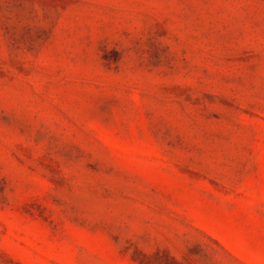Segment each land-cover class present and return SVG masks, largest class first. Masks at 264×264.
I'll return each instance as SVG.
<instances>
[{
    "label": "rangeland",
    "instance_id": "1",
    "mask_svg": "<svg viewBox=\"0 0 264 264\" xmlns=\"http://www.w3.org/2000/svg\"><path fill=\"white\" fill-rule=\"evenodd\" d=\"M264 264V0H0V264Z\"/></svg>",
    "mask_w": 264,
    "mask_h": 264
},
{
    "label": "trees",
    "instance_id": "2",
    "mask_svg": "<svg viewBox=\"0 0 264 264\" xmlns=\"http://www.w3.org/2000/svg\"><path fill=\"white\" fill-rule=\"evenodd\" d=\"M134 259H135V261H138L139 264H150V263H148V262H143V261H141V260H137L136 258H134Z\"/></svg>",
    "mask_w": 264,
    "mask_h": 264
}]
</instances>
